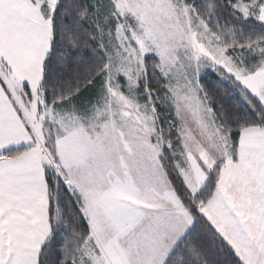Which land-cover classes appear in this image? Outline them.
Instances as JSON below:
<instances>
[{
    "label": "snow or ice",
    "instance_id": "snow-or-ice-1",
    "mask_svg": "<svg viewBox=\"0 0 264 264\" xmlns=\"http://www.w3.org/2000/svg\"><path fill=\"white\" fill-rule=\"evenodd\" d=\"M0 264H264V0H0Z\"/></svg>",
    "mask_w": 264,
    "mask_h": 264
}]
</instances>
